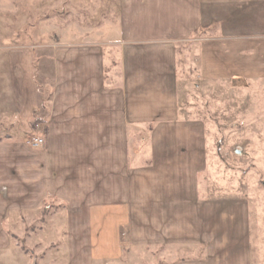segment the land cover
I'll use <instances>...</instances> for the list:
<instances>
[{
    "label": "crops",
    "instance_id": "crops-1",
    "mask_svg": "<svg viewBox=\"0 0 264 264\" xmlns=\"http://www.w3.org/2000/svg\"><path fill=\"white\" fill-rule=\"evenodd\" d=\"M251 5L264 0H117L114 32L78 39L60 30L45 145L0 138V254L12 249L5 223L52 200L63 217L61 264H119L129 247L161 246L191 251L169 264H256L264 226L253 232L249 197L200 188L208 132L181 116L176 73L177 46L197 42L203 82L264 92V14L224 28L206 16ZM33 48L13 44L1 57L11 130L36 114Z\"/></svg>",
    "mask_w": 264,
    "mask_h": 264
},
{
    "label": "rangeland",
    "instance_id": "rangeland-1",
    "mask_svg": "<svg viewBox=\"0 0 264 264\" xmlns=\"http://www.w3.org/2000/svg\"><path fill=\"white\" fill-rule=\"evenodd\" d=\"M116 9L117 0H0V61L5 47L29 45L34 47L33 56L44 67L42 76H50L51 40L55 35L64 30L79 39L98 31L112 33L117 26ZM233 10L237 11L221 7L206 12V16L224 28V22L230 18L255 22L264 14L262 5L238 9L236 14ZM196 45L197 42H184L177 46L176 73L181 89V116L204 121L208 132L209 165L200 174V188L209 196L238 193L249 197L255 232L256 224L264 226V92L261 86L203 82L198 72ZM116 56L117 51L110 50L105 62L116 61ZM3 94L1 86L0 95ZM7 112L4 116L5 112L0 110L3 141L27 139L30 146L35 137L46 141L41 126L26 137H23L25 125L19 129L23 134L15 127L11 130L13 115ZM56 207L57 204H52L48 210L26 214L21 220L15 216L5 223L12 249L0 254V264L63 263L59 257L63 247V217ZM262 230L264 240V227ZM259 249L255 261L264 264V241ZM190 252L174 246L129 247L119 264H169Z\"/></svg>",
    "mask_w": 264,
    "mask_h": 264
},
{
    "label": "trees",
    "instance_id": "trees-1",
    "mask_svg": "<svg viewBox=\"0 0 264 264\" xmlns=\"http://www.w3.org/2000/svg\"><path fill=\"white\" fill-rule=\"evenodd\" d=\"M52 60V58L50 59ZM33 56V69H34V81H35V87H36V93H37V110L36 114L32 116L29 120L26 121L25 124V132L26 136L28 133H33L36 131L37 128L41 126L42 133L44 138L46 139L47 136V124L51 112V100L53 97V89H54V78L53 73L51 70V75L46 76L42 73H44V67L40 65ZM27 141V139H26ZM52 200H45L42 204L43 209H46L47 207H51L52 204H55L52 202ZM58 207V206H57Z\"/></svg>",
    "mask_w": 264,
    "mask_h": 264
},
{
    "label": "built area",
    "instance_id": "built-area-1",
    "mask_svg": "<svg viewBox=\"0 0 264 264\" xmlns=\"http://www.w3.org/2000/svg\"><path fill=\"white\" fill-rule=\"evenodd\" d=\"M44 140L42 137H35L30 142L33 147H41L44 143Z\"/></svg>",
    "mask_w": 264,
    "mask_h": 264
}]
</instances>
